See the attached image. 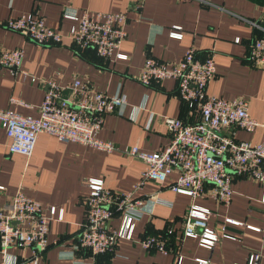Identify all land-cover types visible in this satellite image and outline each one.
<instances>
[{
  "label": "crops",
  "instance_id": "0c3cea01",
  "mask_svg": "<svg viewBox=\"0 0 264 264\" xmlns=\"http://www.w3.org/2000/svg\"><path fill=\"white\" fill-rule=\"evenodd\" d=\"M83 8L126 12L127 34L115 51L126 53L127 58H118L115 53L103 58L94 48H79L71 42L68 30L73 20L63 13L81 12ZM28 11L40 13L48 26L60 30L62 41L39 44L6 25L7 18ZM173 25L181 27L175 29L182 32V37L169 35ZM263 32L264 0H0V50H24L19 71L12 73L0 65V107L36 116L46 81L52 79L65 85L76 76L108 94L120 84L127 96L122 111L104 115L97 133L117 146L111 151L40 132L27 157L8 151L9 138L0 124V207H8L21 187L45 210L55 205L56 216L62 211L61 217L50 221L51 243L38 264H80L74 262L75 258L93 264H177L179 257V264H196V257L233 264L245 262L255 250L261 251L260 264H264L263 188L246 174H234L227 205L210 194L193 198L172 190L169 184L177 178V169L161 184L145 179L134 192L144 198V203L132 239L118 238L113 249L94 257L88 250L74 247L87 211L90 188L86 180L101 177L112 189H132L146 164L124 149L136 144L141 151L158 150L169 140L165 115L190 121L196 117L178 96L174 78L147 85L138 80L145 58L150 55L176 60L189 46L194 47L197 57L212 53L216 73L207 91L247 99L248 113L264 122V66L253 64L248 57L250 42ZM11 97L27 104L12 101ZM223 132L253 143L264 139V125L253 130L226 127ZM205 187L209 188L210 183L206 182ZM191 204L209 211L206 226L217 234L211 247L199 245L195 237L183 232ZM109 224L118 228L120 215H115ZM202 229L195 227L198 232ZM148 235L165 238L167 251L144 248L139 239ZM31 251L30 247L8 249L11 257L18 258L17 264H31L24 261Z\"/></svg>",
  "mask_w": 264,
  "mask_h": 264
},
{
  "label": "built area",
  "instance_id": "2783aa9c",
  "mask_svg": "<svg viewBox=\"0 0 264 264\" xmlns=\"http://www.w3.org/2000/svg\"><path fill=\"white\" fill-rule=\"evenodd\" d=\"M63 16L73 20L68 35L76 47L94 48L103 58H109L114 53L118 58H127L126 53L115 51L127 34L125 11L83 8L81 12H64ZM5 23L39 44L59 43L63 39V33L48 26L44 17L36 11L9 17ZM173 27L169 35L182 37V32L175 29L181 27ZM23 55L22 47L0 50V65L8 67L12 73L17 72ZM248 57L253 64L264 66V32L250 42ZM215 73L213 54L197 57L193 46L187 47L176 60H162L150 55L145 58L138 80L147 85L167 77L174 78L178 96L188 109L195 112L196 117L190 121L165 115L163 122L169 140L158 150L141 151L136 144L124 149L146 164L140 180L132 189H112L105 185L101 177L86 180L90 188L86 197L87 211L75 248L86 249L94 257L113 249L118 238L132 239L144 203V198L136 196L134 192L145 179L161 184L174 169H177L178 175L169 184L170 188L193 198L210 194L221 203L229 204L234 174H246L257 179L262 185L264 197V139L253 143L223 132L226 127L253 130L258 125H264V122L248 113L247 99L209 93L207 84ZM64 89L68 90L66 94L63 93ZM11 100L27 104L16 97H11ZM126 103L127 96L120 84L113 93L108 94L77 76L65 85L48 79L36 116L0 107V124L9 138L8 151L23 153L27 157L31 155L40 132L53 134L62 141L79 142L111 151L117 146L112 141L99 138L97 133L104 115L122 111ZM206 182L210 183L209 188L205 187ZM56 213L55 205L45 210L38 199L18 187L8 207H0V264L18 263V258L15 255L12 258L8 252L14 246L30 247L31 255L24 261L38 264L40 255L51 243L48 237L50 221L62 216V211L58 216ZM208 213V209L191 204L183 231L205 247H211L217 239L216 232L206 226ZM115 215L121 217L118 228L109 224ZM196 226L203 229L198 232ZM139 243L147 249L156 248L165 252L168 249L163 237L148 235L139 239ZM260 257L261 251L255 250L250 252L245 262L236 261L233 264H260ZM195 260L196 264H218L205 257H196ZM180 261L181 257L177 264ZM74 262L93 264V261L77 258Z\"/></svg>",
  "mask_w": 264,
  "mask_h": 264
},
{
  "label": "trees",
  "instance_id": "16d2710c",
  "mask_svg": "<svg viewBox=\"0 0 264 264\" xmlns=\"http://www.w3.org/2000/svg\"><path fill=\"white\" fill-rule=\"evenodd\" d=\"M90 253V251H88Z\"/></svg>",
  "mask_w": 264,
  "mask_h": 264
}]
</instances>
